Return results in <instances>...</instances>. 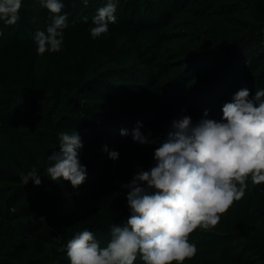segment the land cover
<instances>
[{
	"label": "trees",
	"instance_id": "1",
	"mask_svg": "<svg viewBox=\"0 0 264 264\" xmlns=\"http://www.w3.org/2000/svg\"><path fill=\"white\" fill-rule=\"evenodd\" d=\"M62 2L69 27L57 53L37 52L36 33L52 23L39 0H22L15 25L0 22V264H70L67 242L85 229L106 246L131 215L122 186L155 165L159 144L134 142V128L163 141L174 120L195 124L207 110L221 121L237 91L264 89V0H119L96 39L107 0ZM73 130L87 169L78 188L46 175L59 134ZM33 167L40 186L21 180ZM189 240L197 253L184 264H264V183L249 178L219 223Z\"/></svg>",
	"mask_w": 264,
	"mask_h": 264
},
{
	"label": "clouds",
	"instance_id": "2",
	"mask_svg": "<svg viewBox=\"0 0 264 264\" xmlns=\"http://www.w3.org/2000/svg\"><path fill=\"white\" fill-rule=\"evenodd\" d=\"M87 7L89 0H81ZM52 14V23L35 35L37 52L61 51L67 14H61L62 0H39ZM119 0H107L92 19L90 34L96 39L109 31L116 22ZM22 0H0V22L15 25L20 19ZM85 22L87 17L84 18ZM75 21H73V26ZM222 120L204 118L193 124L190 116L172 122L163 141L149 140L140 127L131 131L134 142L158 143L155 165L139 170L128 189L126 200L131 215L123 227L112 225L110 240L101 247L93 232H77L66 245L70 264H134L137 257L143 264H184L195 257L197 247L189 240L197 228H214L230 206L245 194L247 181L264 183V89L237 91L231 102L222 107ZM127 129L120 135L126 136ZM59 151L47 157L51 166L46 175L53 181L61 178L73 188L87 178L79 150L83 143L79 133L59 134ZM103 150L112 160L119 153ZM24 185L32 181L40 186L42 180L36 167L21 176Z\"/></svg>",
	"mask_w": 264,
	"mask_h": 264
}]
</instances>
